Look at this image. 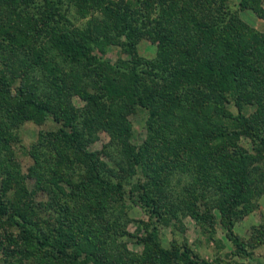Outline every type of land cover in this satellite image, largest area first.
I'll list each match as a JSON object with an SVG mask.
<instances>
[{"label":"trees","instance_id":"1","mask_svg":"<svg viewBox=\"0 0 264 264\" xmlns=\"http://www.w3.org/2000/svg\"><path fill=\"white\" fill-rule=\"evenodd\" d=\"M65 4L74 5L81 14L86 10L103 13L109 22L108 32L99 34L90 24L84 30L71 28L62 10ZM240 5L264 20L261 0H241ZM139 36L156 45L161 67L157 78L141 77L133 63L121 67L103 64L104 69L100 68L103 62L91 54L94 48L104 51L112 44L132 49ZM257 41L264 43V35L247 26L228 0H43L38 8L33 0H0V171L7 176L0 186V252L4 261L213 264L187 244L174 242L169 249L162 248L158 229L150 228L153 219L166 223V203L159 198L166 176L194 160L195 177L185 187L187 213L213 225V216L200 215L195 207L203 198L201 190L213 184L223 196L222 225L234 255L263 264L250 249L254 247L233 231L236 207L249 203L252 197L246 160L253 158L240 151L239 139L246 137L254 150H264V51L255 46ZM68 67H81V72L77 76L64 74ZM35 69L48 83L46 95L40 93L37 83L29 81ZM68 96L82 100L83 111L74 108ZM114 102L126 113L145 111L147 137L142 145L134 147L125 139L131 135L130 125L126 114L113 107ZM229 105L238 115L249 106L254 109L239 122L227 110ZM81 111L84 122L80 126ZM46 120L66 129V135L57 131L40 134L48 145V155L43 163L32 150L35 166L31 171L42 182L50 177V188L38 189H49L47 193L54 195L40 206L57 215L55 224L35 221L38 214L34 210L39 205L35 203L36 190L22 185L10 192L8 187L7 173L11 174L13 146L17 144L12 129ZM95 126L126 141L124 154L129 166H140L145 178H139L129 191L132 204H139L150 220L142 222L146 235L140 238L145 250L140 262L114 259L99 227L108 206L122 200L125 192L121 181L108 178L103 150L89 149ZM257 158L264 159V152ZM204 168L222 170L226 179H206ZM76 170L80 171L78 182L73 181ZM65 186L70 187L69 201L75 202L72 210L66 198H56L55 191L65 193ZM55 216L51 215L52 219ZM253 239L264 247V226Z\"/></svg>","mask_w":264,"mask_h":264},{"label":"rangeland","instance_id":"2","mask_svg":"<svg viewBox=\"0 0 264 264\" xmlns=\"http://www.w3.org/2000/svg\"><path fill=\"white\" fill-rule=\"evenodd\" d=\"M42 2L43 0H33V4L37 8L42 5ZM228 2L231 6H234L239 18L247 26L253 28L259 34L264 35V20L262 18L257 17L251 9L241 7V0H228ZM261 4L264 10V0H261ZM32 8L33 6L31 10ZM62 10L63 12L66 11V18L71 28L84 30L87 25L90 24L95 30L98 29V32H100L99 34H101V32H108L109 28L107 29L106 26L109 22L104 18L103 13L86 10L84 14H81V11H78L74 5L67 4L63 6ZM110 36H114V34H110ZM254 44L261 52L264 51L263 42L257 41ZM119 46L120 45L112 44L108 47H104V51H99L94 48L91 54L98 58L99 62H103L99 66L100 68H103V64L121 67L133 63L141 77L148 80L156 75L155 77L157 78L161 72V67L158 66L159 60H157L156 57L157 48L155 44L139 36L134 39V46L132 49L123 50ZM63 72L64 74L69 73L77 76L78 73L81 72V67H76L74 70L68 67ZM29 79L31 83H37L39 85V91L42 95L49 93L48 91H50V89L48 88V83L42 76L40 70L38 72V70L35 69ZM83 83L85 82L81 81V86H83ZM67 101L74 108L83 111L84 102L82 100L80 101L76 96H68ZM112 105L114 108H117L118 102H114ZM253 109L252 106H249V108H245L238 115L235 109L230 105L227 108L233 116H237L239 122H242L243 115L247 116L248 113L251 114ZM117 110H121L126 114L127 123L130 125L131 135L125 138L127 142L134 147L142 145L147 137V131L145 129V111L137 109L134 113H126L120 106ZM82 111L78 123L80 126L84 122ZM65 130L66 129L60 128L59 124L51 120H46L42 124L27 122L19 127H14L11 131L17 138V144L13 146L14 158L9 169L11 174L7 173L10 177L8 187L10 192H15L22 187V185H25L28 190L32 189L33 191H37L35 203L39 205L35 206L34 210L38 214V217H35V221L37 222L50 221L55 224L57 215L55 216L54 213L51 214L49 210L40 206L42 201L47 202V197L49 202L54 195H52V193L50 195L47 193L49 189L46 190V192L38 189L40 186L46 188L50 177L48 175V177H45V181L42 182L33 175L31 168L35 166V162L30 152L35 150L36 153H39L41 161L43 160L42 162L45 163V158H47L48 155V148L46 146L48 145H46L45 139H41L40 134L42 132L47 134L57 131L60 132L61 135H66ZM91 138L92 140H90L88 144L89 149L94 151L103 150V154H106V157H103L102 160L106 163V171L109 173L108 178L115 183L121 181L125 192L122 200L112 202L111 205L108 206L104 212V216L100 220L99 227L106 238L110 253L114 259L122 258L128 260L133 258L136 259L137 262H140L138 258L145 252L144 246L140 243V238L146 235L142 222L149 223L150 220L139 204H132L129 191L132 185L138 182L139 178L142 177V181L143 179L145 180L141 167L135 166L132 168L131 165L129 166V161L124 154L126 141L123 143L122 140L115 139L114 136H111L110 132L103 130L100 126H95ZM238 145L243 155L248 154L253 158L251 160H246V170L248 171L247 173L252 187V197L249 203H242L236 207L233 231L242 238V240L248 242L250 247H254L250 249L253 250L255 256L261 258L264 264V247L257 244L258 240L253 239L254 235L258 234L260 231V226H264V159L259 161L258 158L255 159L257 154L259 152H264V150L262 149L261 151L258 148L254 150L253 144L246 137H240ZM234 159L235 160L232 162L236 164V158ZM194 163V160L190 161L184 168L176 171L174 170L166 176L168 181L163 187L162 195L159 197L160 201L166 203V211H168V214H166V223L160 224L156 219H153V225L150 224V228L155 227L158 229V240L161 247L169 249L171 245L176 242L179 245L187 244L201 259L213 264H255V262L251 261L249 258L236 257L234 255L232 244L227 239L222 225L223 213L220 210V203L223 196H221L222 194L213 184H208L206 188H203L201 190L204 194L203 198L195 202V207L200 215L213 216V225L203 223L201 219L187 213V209L184 206L185 187L194 180ZM198 166L199 165H197V167ZM79 172L80 171L76 170L73 181L78 182ZM165 173L167 174L166 171H164V174ZM202 173L206 179L209 178L210 180H214L215 178H219L221 182L226 179V177H222L224 174L222 170L215 169L213 172L204 168ZM0 174L1 186L2 180L7 178V176L4 171H0ZM48 187L50 188V186ZM69 188V186H65V193L59 190L55 192L56 195H58L56 198H60L59 200H65L63 198H66L65 201L69 202V208L72 210L73 207H75V202L69 201L68 199L70 194ZM133 200L137 201V198L133 197ZM51 215L55 216L54 219H52ZM15 234H17V232H15ZM28 263L33 264L30 261H28ZM0 264H7L1 252Z\"/></svg>","mask_w":264,"mask_h":264}]
</instances>
